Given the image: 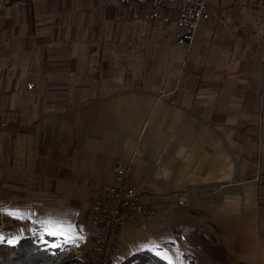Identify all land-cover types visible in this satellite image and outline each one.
<instances>
[{"label":"crops","instance_id":"0c3cea01","mask_svg":"<svg viewBox=\"0 0 264 264\" xmlns=\"http://www.w3.org/2000/svg\"><path fill=\"white\" fill-rule=\"evenodd\" d=\"M224 2L188 50L109 0L0 9V242H93L90 206L131 163L155 240L198 227L264 264V5Z\"/></svg>","mask_w":264,"mask_h":264},{"label":"built area","instance_id":"2783aa9c","mask_svg":"<svg viewBox=\"0 0 264 264\" xmlns=\"http://www.w3.org/2000/svg\"><path fill=\"white\" fill-rule=\"evenodd\" d=\"M33 0H0V9L15 3ZM218 0H109L110 5L119 10L117 20L123 18L126 9L128 20L153 25L154 32L161 26L173 25L176 45L189 49L197 29L203 22L210 20V9ZM254 4L264 5V0H254ZM33 84H28L31 89ZM168 91L161 96H172ZM173 103V98L170 100ZM5 123L0 119V131ZM131 163L118 165L110 183L103 194L91 206L90 231L94 236L90 264H100L112 239L129 227H142L156 214V206L149 204L144 193L129 182ZM182 205L183 201L178 200Z\"/></svg>","mask_w":264,"mask_h":264},{"label":"rangeland","instance_id":"374dc122","mask_svg":"<svg viewBox=\"0 0 264 264\" xmlns=\"http://www.w3.org/2000/svg\"><path fill=\"white\" fill-rule=\"evenodd\" d=\"M224 1L225 0H223V3H225ZM235 7L236 9H241L242 11L247 8L244 4V0H236ZM204 232L208 237H215V244H221V239L218 235L215 236L213 233L210 234L208 231ZM163 233L168 235L166 239H169L170 242L168 244L161 241L160 243L163 247H159L156 246V244H160L159 241L154 239L157 231L151 232L147 228L140 227L127 228L112 239L111 244H109L105 252L106 257L102 259L101 264H110L111 260L112 264H121L120 262L131 253H133L132 255H145V257L153 260L154 262H156L157 259H164L168 264H223L222 262L214 261L209 258L200 248L189 245L181 236L173 234L169 236L172 231H169L167 228ZM60 243V241H56V243H51V246H55ZM71 251L72 256H76L82 260L79 264H86L85 262L88 259L91 261L93 242L89 240L81 247L74 246ZM137 258L141 262L144 260L141 257ZM147 264L154 263L149 262Z\"/></svg>","mask_w":264,"mask_h":264},{"label":"trees","instance_id":"16d2710c","mask_svg":"<svg viewBox=\"0 0 264 264\" xmlns=\"http://www.w3.org/2000/svg\"><path fill=\"white\" fill-rule=\"evenodd\" d=\"M174 232L180 234L189 245L200 248L209 258L214 261L228 263V254L222 244H215L214 236H206L205 232L196 227H175ZM57 238L46 236L43 242H38L34 237H24L14 243L0 242V264H79L81 259L72 256L73 246L61 242L56 243ZM94 241V236H93ZM104 255L103 258H105ZM137 257L143 258L141 262ZM168 264L162 259L156 262L145 257V255H131L123 261V264ZM90 264V261H86ZM101 264V263H100Z\"/></svg>","mask_w":264,"mask_h":264},{"label":"snow or ice","instance_id":"6c2138e0","mask_svg":"<svg viewBox=\"0 0 264 264\" xmlns=\"http://www.w3.org/2000/svg\"><path fill=\"white\" fill-rule=\"evenodd\" d=\"M0 239H2V238H0ZM12 243H14V241Z\"/></svg>","mask_w":264,"mask_h":264}]
</instances>
